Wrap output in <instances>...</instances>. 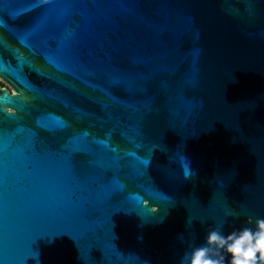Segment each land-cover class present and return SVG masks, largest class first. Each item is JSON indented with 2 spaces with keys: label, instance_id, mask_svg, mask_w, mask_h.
Returning <instances> with one entry per match:
<instances>
[{
  "label": "water",
  "instance_id": "1",
  "mask_svg": "<svg viewBox=\"0 0 264 264\" xmlns=\"http://www.w3.org/2000/svg\"><path fill=\"white\" fill-rule=\"evenodd\" d=\"M0 17V264H181L264 218V0Z\"/></svg>",
  "mask_w": 264,
  "mask_h": 264
},
{
  "label": "clouds",
  "instance_id": "2",
  "mask_svg": "<svg viewBox=\"0 0 264 264\" xmlns=\"http://www.w3.org/2000/svg\"><path fill=\"white\" fill-rule=\"evenodd\" d=\"M9 112L14 113V109ZM181 264H264V218H257L254 226L228 233L223 231V225L209 226L203 242L191 246Z\"/></svg>",
  "mask_w": 264,
  "mask_h": 264
},
{
  "label": "snow or ice",
  "instance_id": "3",
  "mask_svg": "<svg viewBox=\"0 0 264 264\" xmlns=\"http://www.w3.org/2000/svg\"><path fill=\"white\" fill-rule=\"evenodd\" d=\"M6 26H7V22L2 17H0V27H6Z\"/></svg>",
  "mask_w": 264,
  "mask_h": 264
},
{
  "label": "flooded vegetation",
  "instance_id": "4",
  "mask_svg": "<svg viewBox=\"0 0 264 264\" xmlns=\"http://www.w3.org/2000/svg\"><path fill=\"white\" fill-rule=\"evenodd\" d=\"M0 85H1V86H6L5 83H4L1 79H0ZM7 88H9V87L7 86ZM9 89H10V91H11V88H9Z\"/></svg>",
  "mask_w": 264,
  "mask_h": 264
}]
</instances>
